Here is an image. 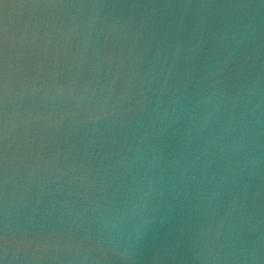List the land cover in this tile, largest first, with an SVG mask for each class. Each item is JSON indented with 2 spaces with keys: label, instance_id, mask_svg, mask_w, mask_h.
<instances>
[{
  "label": "water",
  "instance_id": "water-1",
  "mask_svg": "<svg viewBox=\"0 0 264 264\" xmlns=\"http://www.w3.org/2000/svg\"><path fill=\"white\" fill-rule=\"evenodd\" d=\"M3 264H264V0H0Z\"/></svg>",
  "mask_w": 264,
  "mask_h": 264
},
{
  "label": "snow or ice",
  "instance_id": "snow-or-ice-1",
  "mask_svg": "<svg viewBox=\"0 0 264 264\" xmlns=\"http://www.w3.org/2000/svg\"><path fill=\"white\" fill-rule=\"evenodd\" d=\"M0 247H2V245H0ZM0 264H3V261H0Z\"/></svg>",
  "mask_w": 264,
  "mask_h": 264
}]
</instances>
